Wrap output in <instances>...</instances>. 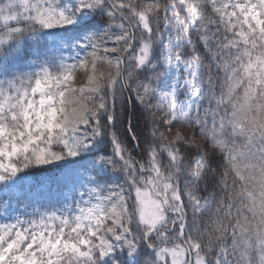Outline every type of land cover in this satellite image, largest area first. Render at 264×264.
Segmentation results:
<instances>
[{
	"label": "snow or ice",
	"instance_id": "6c2138e0",
	"mask_svg": "<svg viewBox=\"0 0 264 264\" xmlns=\"http://www.w3.org/2000/svg\"><path fill=\"white\" fill-rule=\"evenodd\" d=\"M0 264H264V0H0Z\"/></svg>",
	"mask_w": 264,
	"mask_h": 264
},
{
	"label": "rangeland",
	"instance_id": "374dc122",
	"mask_svg": "<svg viewBox=\"0 0 264 264\" xmlns=\"http://www.w3.org/2000/svg\"><path fill=\"white\" fill-rule=\"evenodd\" d=\"M0 222H3V221H0Z\"/></svg>",
	"mask_w": 264,
	"mask_h": 264
}]
</instances>
